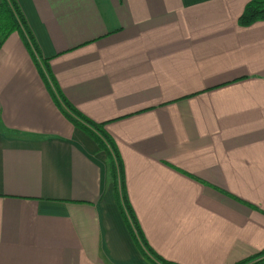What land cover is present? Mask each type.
Masks as SVG:
<instances>
[{
    "label": "crops",
    "instance_id": "obj_1",
    "mask_svg": "<svg viewBox=\"0 0 264 264\" xmlns=\"http://www.w3.org/2000/svg\"><path fill=\"white\" fill-rule=\"evenodd\" d=\"M249 0H17L51 89L103 123L154 253L264 251V20ZM53 83V84H52ZM109 159L63 114L18 33L0 45V264H159Z\"/></svg>",
    "mask_w": 264,
    "mask_h": 264
},
{
    "label": "trees",
    "instance_id": "obj_2",
    "mask_svg": "<svg viewBox=\"0 0 264 264\" xmlns=\"http://www.w3.org/2000/svg\"><path fill=\"white\" fill-rule=\"evenodd\" d=\"M261 20H264V0H249L238 18L239 25L247 27ZM12 33H18L22 37L38 67V71L46 82V86L53 94L56 103L61 107L63 114L74 126L93 138L99 149L106 152L109 159V175L113 184L112 192L118 201V207L134 239L140 241L142 248H144L148 255L153 257L159 264H177L165 260L154 253L143 238L124 192L123 173L114 141L104 130L103 123H96L88 119L68 103L58 90L54 92L51 89L49 80L52 82V79L48 60L39 59V52L34 37L28 28L26 19L17 0H0V45ZM151 263L156 264L154 261H151ZM234 264H264V251Z\"/></svg>",
    "mask_w": 264,
    "mask_h": 264
}]
</instances>
